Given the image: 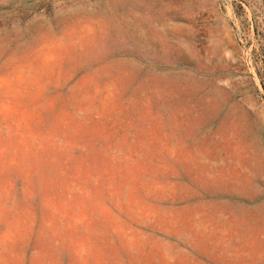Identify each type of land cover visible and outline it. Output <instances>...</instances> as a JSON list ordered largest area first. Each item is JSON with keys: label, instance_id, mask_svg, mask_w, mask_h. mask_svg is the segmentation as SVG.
<instances>
[{"label": "rangeland", "instance_id": "obj_1", "mask_svg": "<svg viewBox=\"0 0 264 264\" xmlns=\"http://www.w3.org/2000/svg\"><path fill=\"white\" fill-rule=\"evenodd\" d=\"M0 264H264V0H0Z\"/></svg>", "mask_w": 264, "mask_h": 264}]
</instances>
